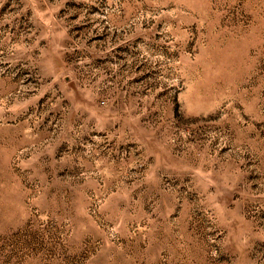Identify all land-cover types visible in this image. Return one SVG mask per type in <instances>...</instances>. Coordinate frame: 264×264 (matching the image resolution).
<instances>
[{
	"label": "rangeland",
	"instance_id": "1",
	"mask_svg": "<svg viewBox=\"0 0 264 264\" xmlns=\"http://www.w3.org/2000/svg\"><path fill=\"white\" fill-rule=\"evenodd\" d=\"M0 264H264V0H0Z\"/></svg>",
	"mask_w": 264,
	"mask_h": 264
}]
</instances>
